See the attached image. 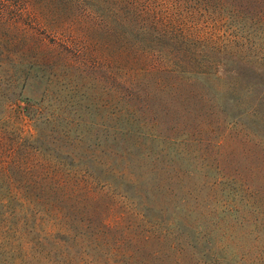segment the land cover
<instances>
[{
	"label": "rangeland",
	"instance_id": "1",
	"mask_svg": "<svg viewBox=\"0 0 264 264\" xmlns=\"http://www.w3.org/2000/svg\"><path fill=\"white\" fill-rule=\"evenodd\" d=\"M157 2L163 3L162 9H169L167 12L182 33L196 39L203 62L210 64L224 81L231 82L237 108L247 112V121L244 124L237 120L229 154H221L215 144L223 127L201 131V122L215 119L214 113L209 115L199 98L183 104L159 91L151 102V116L157 115V124L146 127L140 125V119H115L125 133L117 137L119 147L129 152L136 187L149 194L152 205L197 228L205 242L224 245V252L209 257L197 254L185 236H180L178 250L171 249V238L145 242L151 234L150 225L135 221L136 215L129 210L123 191L106 187L105 183H99L89 198L79 196L61 202L65 212L59 219L48 218L35 226L22 218V213L13 212L7 195L11 187L7 177L0 174V264H264V44H257L254 36L255 40L246 38L249 34L237 32L231 23L218 22L214 15L205 14L197 0ZM23 7L20 0H0V13L13 10L25 14L15 24L21 32L60 41V34L40 27L38 16ZM62 35L63 42L58 43L66 47L64 52L69 53L75 66L88 69L83 66L85 59L80 53L85 42L68 30ZM3 50L0 47V63ZM29 76L13 90L25 93L33 84L26 96L40 102L47 81L34 83ZM85 78L88 89L80 103L66 105L62 100L58 105L68 122H78L71 130L72 137L53 135L52 139L71 142L81 130L85 146L94 148L102 144L106 133L96 138L90 134L89 126L96 121L107 124V116L114 118L119 109L114 97L121 90L98 73ZM11 84V78L0 67V133L6 156L14 145L35 133L25 103H11L7 98ZM70 87L59 82L55 95L70 96ZM87 94L96 96L95 105ZM71 97L67 99L72 100ZM164 105L168 110L157 113V108L162 110ZM43 111L51 112L49 103L43 104ZM59 126L66 127L64 123ZM151 132L158 137L151 140ZM112 206L111 222L114 224L117 218L122 222L106 231L101 223Z\"/></svg>",
	"mask_w": 264,
	"mask_h": 264
},
{
	"label": "trees",
	"instance_id": "2",
	"mask_svg": "<svg viewBox=\"0 0 264 264\" xmlns=\"http://www.w3.org/2000/svg\"><path fill=\"white\" fill-rule=\"evenodd\" d=\"M20 1L23 8H29L38 16L40 27L60 34V41L51 42L47 35L40 38L33 32H21L15 24L18 25L19 18L25 14L13 10L0 13V45L4 49L0 67L12 80L7 98L11 103H25L35 129L34 134L18 146L14 145L7 156L3 154L6 150L0 133V174L7 177L11 187L7 195L13 212L22 213L28 223L39 226V222L48 218L62 216L65 206L61 202L79 196L89 198L99 183H105L106 187L123 191L129 210L136 215L135 221L150 225L151 234L146 236L145 242L171 238V249L178 250L180 236H185L187 244L197 254L207 255L205 257L222 254L224 245L205 242L197 228L167 216L166 211L152 205L143 188L136 187L138 182L130 167L129 152L119 147L117 138L125 133L115 119H140V125L152 127L158 122L155 113L151 116L154 111L151 102L157 92L167 93L171 100H182L183 104L199 98L210 111L208 114L214 113L216 117L202 121L201 131L223 127L215 147L221 154H227L235 123L238 120L246 124L247 121V112L237 108L231 82L224 81L212 71L210 64L203 62L196 39L182 33L175 18L167 12L169 9H162L163 3L161 6L157 0ZM197 3L205 14L214 15L218 22L231 23L237 32L249 34H245L246 38H256L257 44H264V0H197ZM67 30L74 38L85 42L80 53L85 59L83 66L87 65L88 69L75 66L69 53L64 52L66 47L58 43L63 42L62 32ZM93 73L104 80L111 79L121 90L114 97L119 106L114 118L107 116V124L96 121L89 126L90 134L96 138L106 133L102 144L87 148L81 130L71 142L52 139L53 135L62 139L72 137L71 130L78 122H68V117L58 109L59 101L78 105L88 89L85 77ZM27 75L34 83L47 81L40 102L26 96L33 84L25 93L13 90ZM61 81L71 85L68 93H72V97L55 95ZM70 97L72 100L67 99ZM88 100L95 105L96 96L90 94ZM44 103H49L50 113L43 111ZM162 107L164 109L157 108L156 112L164 114L168 110L167 106ZM62 123L70 129H62L59 126ZM148 135L151 140L158 137L154 132ZM111 211L113 206L101 223L106 231L122 222L117 218L113 224Z\"/></svg>",
	"mask_w": 264,
	"mask_h": 264
}]
</instances>
